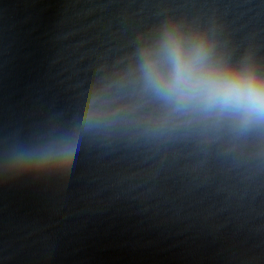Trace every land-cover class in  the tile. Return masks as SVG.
Instances as JSON below:
<instances>
[{
  "label": "water",
  "instance_id": "1",
  "mask_svg": "<svg viewBox=\"0 0 264 264\" xmlns=\"http://www.w3.org/2000/svg\"><path fill=\"white\" fill-rule=\"evenodd\" d=\"M166 22L264 76V0H0V264H264V126H120L56 163L92 84Z\"/></svg>",
  "mask_w": 264,
  "mask_h": 264
},
{
  "label": "clouds",
  "instance_id": "2",
  "mask_svg": "<svg viewBox=\"0 0 264 264\" xmlns=\"http://www.w3.org/2000/svg\"><path fill=\"white\" fill-rule=\"evenodd\" d=\"M145 99L159 108L146 124L137 116ZM196 123H227L239 132L264 126V76L250 63L233 65L206 34L166 22L140 39L131 63L92 84L78 129L63 137L56 163L73 164L81 133L132 125L160 137Z\"/></svg>",
  "mask_w": 264,
  "mask_h": 264
}]
</instances>
